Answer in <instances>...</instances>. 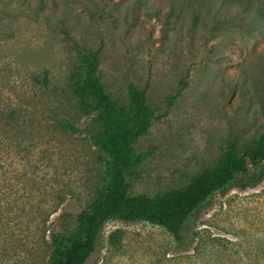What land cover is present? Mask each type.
I'll list each match as a JSON object with an SVG mask.
<instances>
[{"label":"rangeland","instance_id":"374dc122","mask_svg":"<svg viewBox=\"0 0 264 264\" xmlns=\"http://www.w3.org/2000/svg\"><path fill=\"white\" fill-rule=\"evenodd\" d=\"M91 50L114 101L134 84L155 116L132 143L151 155L127 176L130 195L182 187L264 133V0H0V264H47L50 232H74L105 181L95 114L70 84ZM224 179L181 244L114 218L84 264H264V170Z\"/></svg>","mask_w":264,"mask_h":264},{"label":"trees","instance_id":"16d2710c","mask_svg":"<svg viewBox=\"0 0 264 264\" xmlns=\"http://www.w3.org/2000/svg\"><path fill=\"white\" fill-rule=\"evenodd\" d=\"M98 50L84 54L76 76L70 84L79 95L84 110L94 113L99 128L90 131L89 139L97 150L105 181L96 195L76 214L72 233L50 232L51 250L47 264H84L95 250L101 226L110 219L143 220L166 229L173 239L184 241L182 230L191 214L206 199L225 185L227 174L240 173L245 179H257L263 174L264 133L255 137L243 150L228 143L218 158L203 167L182 187L172 188L153 196L128 194L127 176L151 155L149 150H135L132 143L147 133L153 110L146 99L145 89L134 84L127 86V101L117 103L97 78ZM46 81V76L42 77ZM177 94L168 96L169 107ZM62 125L79 131L70 121ZM121 230L109 233L117 242Z\"/></svg>","mask_w":264,"mask_h":264}]
</instances>
